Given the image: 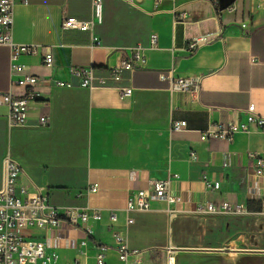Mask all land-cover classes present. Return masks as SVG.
I'll use <instances>...</instances> for the list:
<instances>
[{
    "label": "crops",
    "instance_id": "0c3cea01",
    "mask_svg": "<svg viewBox=\"0 0 264 264\" xmlns=\"http://www.w3.org/2000/svg\"><path fill=\"white\" fill-rule=\"evenodd\" d=\"M120 1H102V22L94 29L98 45L91 33L60 26L65 16L89 19L92 0H27L14 6L13 40L41 52L49 47L53 55L51 67L40 55L21 56L25 72L73 86L39 83L43 100L30 105L23 126L9 128L7 107L0 105V184L1 160L9 153L24 169L20 181L47 192L58 211L103 212L101 222H87L91 235L85 248L82 229L31 231L60 261L95 264L93 243L116 248L115 233L128 250L139 251L133 256L138 264L149 252L163 254L164 264L168 253H204L170 252L171 246L219 249L185 243L182 235L208 201L260 210L264 173H256L258 162L249 154L264 158V126L237 132L230 142L201 140L200 132L216 122H239L250 103L264 117V0H234L223 9L219 0ZM151 33L157 35L155 45L148 43ZM201 34H210V41L190 50V39ZM137 46L146 55L145 66L123 70L118 85L88 90L71 76L72 66L115 67ZM9 55V47L0 45V91L22 94V87L10 86ZM178 77L197 80L198 89L173 91L170 82ZM41 115L46 125H39ZM175 120H185L188 128L173 131ZM153 179H168V194L176 201L153 199L148 210L127 213L128 194L149 189ZM206 181L219 182L218 189H208ZM91 186L94 192L85 191ZM111 211L115 223L108 219ZM106 262L119 264L115 249Z\"/></svg>",
    "mask_w": 264,
    "mask_h": 264
},
{
    "label": "built area",
    "instance_id": "2783aa9c",
    "mask_svg": "<svg viewBox=\"0 0 264 264\" xmlns=\"http://www.w3.org/2000/svg\"><path fill=\"white\" fill-rule=\"evenodd\" d=\"M102 1L92 0V16L89 19H80L74 16H65L61 21V28L64 30H76L91 33L93 45L100 44V39L94 34L95 26L102 22ZM133 4L134 0H121ZM26 3L27 0H0V45L8 46L10 86L16 85L24 89L22 94H14L9 88L0 91V105L7 107L6 123L9 128L23 126L28 117L30 105L41 98L37 86L41 82H51L59 87L73 86L71 82L52 80L50 77H37L25 72L26 67L20 62L23 55H40L44 65L51 67L53 55L51 49L46 47L43 52L39 46L33 44L17 43L12 38L13 9L17 3ZM233 8L229 7V10ZM210 34H201L190 39L188 48L196 49L210 41ZM149 45L157 43V35L151 33L148 37ZM146 55L141 47L137 46L129 54L124 55L118 65L109 68H98L95 66H72L71 76L77 81V86L92 90L95 87L118 85L122 82V71H132L144 67ZM161 79L166 75L160 74ZM173 91H196L198 82L192 78L178 77L170 82ZM39 125L47 124V116L41 115L38 119ZM264 117L257 113L253 103L248 104L244 110V117L237 123L216 122L209 124L200 132L201 140L220 139L232 141L237 132H246L252 128H262ZM188 128L185 120H175L171 124L173 131H183ZM249 156L258 162L256 173L261 177L264 173V158L258 154L250 153ZM22 165L9 153L1 160V184H0V264H80L73 260H59L55 252H47L42 239L32 235L31 231L36 229H54L60 226H68L73 230L82 229L85 237L80 241V246L85 248L87 237L91 235L89 220L101 222L104 215L99 209L88 210L87 208H67L63 212L50 204L48 193L33 184L29 190L21 181L24 175ZM168 179H153L149 181V189L132 190L127 197L125 211H144L150 208L151 200L165 199L168 202L176 201V198L168 194ZM210 190H216L219 182L206 181ZM258 186L251 187L253 193L257 192ZM95 186L86 188L85 191L94 192ZM200 214H261L264 215V201L261 203L258 212L250 211L246 205L230 204L227 201L214 203L211 201L200 205L197 209ZM110 223L117 221V215L111 211L108 213ZM132 219L128 218L127 223ZM114 237L119 245L112 248L106 244L93 243L95 249V264H107L106 256L109 250L117 251L119 264H138L133 256L139 253L138 250H128L122 237L115 233ZM82 253H85L84 249ZM166 264H173V256L168 253Z\"/></svg>",
    "mask_w": 264,
    "mask_h": 264
},
{
    "label": "rangeland",
    "instance_id": "374dc122",
    "mask_svg": "<svg viewBox=\"0 0 264 264\" xmlns=\"http://www.w3.org/2000/svg\"><path fill=\"white\" fill-rule=\"evenodd\" d=\"M182 240L185 243L207 248L262 250L264 249V215L201 214L194 224L188 225ZM164 263L163 254L157 252L142 254V264Z\"/></svg>",
    "mask_w": 264,
    "mask_h": 264
},
{
    "label": "water",
    "instance_id": "95a60500",
    "mask_svg": "<svg viewBox=\"0 0 264 264\" xmlns=\"http://www.w3.org/2000/svg\"><path fill=\"white\" fill-rule=\"evenodd\" d=\"M234 0H219L220 7L223 9L233 3ZM170 252L189 251L204 252L202 254H174L173 264H264V250L246 249L233 250L223 249H194L177 248L171 246ZM230 252H237L231 255Z\"/></svg>",
    "mask_w": 264,
    "mask_h": 264
}]
</instances>
